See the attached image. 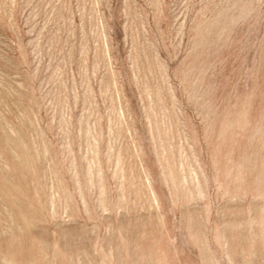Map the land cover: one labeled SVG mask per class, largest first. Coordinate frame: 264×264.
Returning a JSON list of instances; mask_svg holds the SVG:
<instances>
[{"label":"rangeland","instance_id":"obj_1","mask_svg":"<svg viewBox=\"0 0 264 264\" xmlns=\"http://www.w3.org/2000/svg\"><path fill=\"white\" fill-rule=\"evenodd\" d=\"M0 264H264V0H0Z\"/></svg>","mask_w":264,"mask_h":264}]
</instances>
